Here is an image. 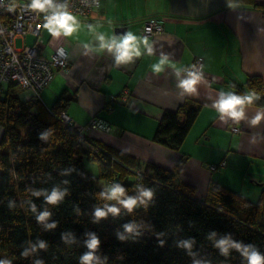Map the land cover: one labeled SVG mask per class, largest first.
<instances>
[{
  "label": "trees",
  "instance_id": "16d2710c",
  "mask_svg": "<svg viewBox=\"0 0 264 264\" xmlns=\"http://www.w3.org/2000/svg\"><path fill=\"white\" fill-rule=\"evenodd\" d=\"M232 86L238 107H264L260 76ZM17 89L0 99V264H264V189L251 201L210 181L196 199L172 171L65 127V93L47 109ZM199 110L164 112L153 141L178 150Z\"/></svg>",
  "mask_w": 264,
  "mask_h": 264
},
{
  "label": "crops",
  "instance_id": "0c3cea01",
  "mask_svg": "<svg viewBox=\"0 0 264 264\" xmlns=\"http://www.w3.org/2000/svg\"><path fill=\"white\" fill-rule=\"evenodd\" d=\"M261 4L99 0L87 17L51 18L42 24V40L60 46L69 66L55 73L40 102L50 109L65 93L64 111L73 121L85 126L96 118L107 125L88 132L89 138L134 162L172 171L174 184L196 199L214 181L254 201L263 189L246 182L264 185V107H238L230 94L247 76L264 81V13L254 8ZM146 20L158 21L163 31L145 35ZM195 60L202 62L203 76L183 74ZM21 92L19 99L28 101L30 92ZM184 104L200 110L179 149L154 142L163 113ZM233 126L240 131L232 133ZM222 161L223 168L209 170Z\"/></svg>",
  "mask_w": 264,
  "mask_h": 264
},
{
  "label": "built area",
  "instance_id": "2783aa9c",
  "mask_svg": "<svg viewBox=\"0 0 264 264\" xmlns=\"http://www.w3.org/2000/svg\"><path fill=\"white\" fill-rule=\"evenodd\" d=\"M98 6L99 0H0V99L5 96L8 86L14 85L30 92L29 100L40 101L41 93L49 86L55 73L67 71L69 66L67 55L60 46L52 41L45 44L41 39L42 24L55 16L87 17ZM162 31V25L156 20L143 23V33L147 36ZM28 35L34 37L33 44L15 48V40L25 39ZM46 48L51 50L48 56L43 53ZM182 72L203 76L202 62L195 60ZM58 119L65 127L80 134L107 129V125L96 118L85 126L73 121L65 112H61ZM230 131L238 133L240 129L233 126ZM224 166L225 161H222L218 165H210L209 170L216 171Z\"/></svg>",
  "mask_w": 264,
  "mask_h": 264
},
{
  "label": "rangeland",
  "instance_id": "374dc122",
  "mask_svg": "<svg viewBox=\"0 0 264 264\" xmlns=\"http://www.w3.org/2000/svg\"><path fill=\"white\" fill-rule=\"evenodd\" d=\"M65 17H69V16H65ZM40 37H41V39H42V37H43L42 33H41V36H40ZM33 42H34V37L28 35V36L25 37V39L17 38V39L15 40V42H14V46H15V48H17V49H20L23 45L31 46V45L33 44ZM17 90L19 91V88H18ZM20 90H21V89H20ZM22 92H23V91H22ZM22 92H21L20 96L23 95ZM140 164H141V165H144V163H142V162H141ZM84 165H85V168H86V169H87V170H88L93 176H95V177L98 176L99 171H98V168H97V166H96L95 163H93V162H89V161H85ZM262 180L264 181V176H262ZM100 186H101V188H102L103 191L107 192V193L110 194V195L113 194L114 189H113L109 184L106 185L105 182L100 181ZM246 186H250V188H254V189H256V190H258V188H259V189H264V185H263L262 187H257V188L254 187L253 185H250V183H249V179H247ZM244 190L246 191V188H244ZM255 199H257V198H255ZM251 201H253V200H251ZM254 201H256V200H254Z\"/></svg>",
  "mask_w": 264,
  "mask_h": 264
},
{
  "label": "water",
  "instance_id": "95a60500",
  "mask_svg": "<svg viewBox=\"0 0 264 264\" xmlns=\"http://www.w3.org/2000/svg\"><path fill=\"white\" fill-rule=\"evenodd\" d=\"M123 29H119V30H117V33H123Z\"/></svg>",
  "mask_w": 264,
  "mask_h": 264
}]
</instances>
